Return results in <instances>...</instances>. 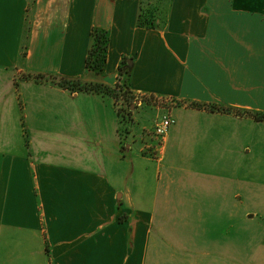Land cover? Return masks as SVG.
Segmentation results:
<instances>
[{
	"label": "crops",
	"instance_id": "0c3cea01",
	"mask_svg": "<svg viewBox=\"0 0 264 264\" xmlns=\"http://www.w3.org/2000/svg\"><path fill=\"white\" fill-rule=\"evenodd\" d=\"M139 6L0 0V264L224 263L212 234L236 177L264 184V122L176 103L264 113V0H173L164 30L138 27ZM94 27L110 35L105 75L86 66ZM123 59L137 98L174 104L136 103L128 125L113 96L49 79L112 87ZM174 186L206 218L199 238H167Z\"/></svg>",
	"mask_w": 264,
	"mask_h": 264
},
{
	"label": "rangeland",
	"instance_id": "374dc122",
	"mask_svg": "<svg viewBox=\"0 0 264 264\" xmlns=\"http://www.w3.org/2000/svg\"><path fill=\"white\" fill-rule=\"evenodd\" d=\"M136 103L138 102L134 101L132 107H135ZM172 104L173 100L167 101V107ZM128 106L127 102L120 100L117 107L127 114ZM125 118L128 125L132 124V118ZM153 120L154 118L150 119ZM245 181L236 177V194L241 198L236 200L235 214L220 215L212 234L215 239L225 242L218 248V256L220 259L224 258L223 264H264V184L252 181L250 191L244 192L249 186ZM172 194L174 198L169 200L170 213L167 215V238L174 239L177 235L187 239L199 238L200 229L196 232H192V229H196V225L197 228L200 227L206 218H200L191 212V206L186 207V203H190L191 199L182 198L185 194L182 189L178 192L174 186ZM219 203L221 205L220 201Z\"/></svg>",
	"mask_w": 264,
	"mask_h": 264
},
{
	"label": "trees",
	"instance_id": "16d2710c",
	"mask_svg": "<svg viewBox=\"0 0 264 264\" xmlns=\"http://www.w3.org/2000/svg\"><path fill=\"white\" fill-rule=\"evenodd\" d=\"M173 3V0H140L138 27L148 30H164L167 26L168 12ZM110 46V35L105 29L94 27L91 32L90 48L87 56L86 66L89 71H93L98 75H105L107 70V59ZM131 71L128 66V60L123 59L120 70L118 82L115 86H107L103 84H94L84 82L82 79L58 78L49 77V79L57 82L62 87L75 92L107 94L115 98L117 106L119 101L124 100L128 103L129 110L125 111L118 108L119 116L123 122L127 123L125 117H132L133 102L137 98L130 88ZM28 78H35L38 80L47 79L45 76H27ZM176 105H186L189 108L207 110L213 113H234L236 115H248L258 122H264V113H251L233 110L223 106L212 104H201L197 102L184 103L177 102Z\"/></svg>",
	"mask_w": 264,
	"mask_h": 264
},
{
	"label": "built area",
	"instance_id": "2783aa9c",
	"mask_svg": "<svg viewBox=\"0 0 264 264\" xmlns=\"http://www.w3.org/2000/svg\"><path fill=\"white\" fill-rule=\"evenodd\" d=\"M138 104L141 103H148L152 106H156V107H161L164 106L167 101L159 98V97H155V96H148V95H143L141 97H139V99L137 100ZM175 124V120L173 119L172 115L169 113L167 115H165L164 117H162L154 126L153 132H152V136L153 139L157 142V146L158 147H162L171 127Z\"/></svg>",
	"mask_w": 264,
	"mask_h": 264
},
{
	"label": "water",
	"instance_id": "95a60500",
	"mask_svg": "<svg viewBox=\"0 0 264 264\" xmlns=\"http://www.w3.org/2000/svg\"><path fill=\"white\" fill-rule=\"evenodd\" d=\"M132 109H134V107H132Z\"/></svg>",
	"mask_w": 264,
	"mask_h": 264
}]
</instances>
